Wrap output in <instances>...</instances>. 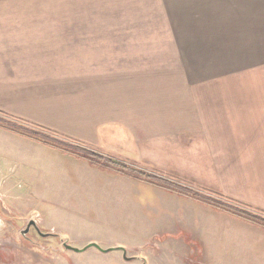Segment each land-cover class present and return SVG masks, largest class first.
Returning <instances> with one entry per match:
<instances>
[{
	"label": "crops",
	"instance_id": "1",
	"mask_svg": "<svg viewBox=\"0 0 264 264\" xmlns=\"http://www.w3.org/2000/svg\"><path fill=\"white\" fill-rule=\"evenodd\" d=\"M14 6L12 20L0 17L5 108L29 99L45 103L31 106L42 112L77 107L85 144L124 138L115 160L264 217V0H78L125 9L58 18ZM56 53L63 64L55 69ZM0 136L16 143L23 135L0 126ZM154 192L161 204L148 212L149 231L171 241L151 243V255L264 264V227Z\"/></svg>",
	"mask_w": 264,
	"mask_h": 264
},
{
	"label": "rangeland",
	"instance_id": "2",
	"mask_svg": "<svg viewBox=\"0 0 264 264\" xmlns=\"http://www.w3.org/2000/svg\"><path fill=\"white\" fill-rule=\"evenodd\" d=\"M14 5L18 9L21 6L22 13L31 10L34 15L55 18L99 11L121 16L125 9L79 7L78 0H0V17L6 15L12 20ZM55 38L61 39L59 35ZM54 64L55 69L63 64L60 54L56 53ZM30 101L26 100L16 111L11 105L5 108L7 104L0 99V118L39 132L57 146L23 136H17L16 143L0 139V264H145V254L147 264H182L177 254L148 252L151 243L166 245L171 241L164 236L160 239L158 231L157 234L155 230L149 231L155 216L148 212L150 208L159 209L161 204L154 192L158 186L104 167L103 159L94 164L78 155L83 148L106 159H114L113 156L122 159L124 151L120 147L126 144L124 138L114 141L115 136L110 143L100 140L98 144H85L77 107L64 113L42 112L31 106L45 103ZM71 101L77 102L63 100L60 105L66 107ZM136 168L147 171L141 166ZM31 221L39 232L30 229L24 233ZM90 242H96L102 249L115 243L127 248H123L124 252H101L94 247L77 252L68 248L69 245L80 249ZM167 248L175 247L167 245ZM155 249L164 251V247ZM193 260L187 257L188 264H197Z\"/></svg>",
	"mask_w": 264,
	"mask_h": 264
},
{
	"label": "trees",
	"instance_id": "3",
	"mask_svg": "<svg viewBox=\"0 0 264 264\" xmlns=\"http://www.w3.org/2000/svg\"><path fill=\"white\" fill-rule=\"evenodd\" d=\"M0 126H3L4 128H7L11 131H14L16 133H19L23 136H26L32 140L40 141L44 144L51 145V146H57L56 142L54 140L47 139L46 137H43L39 134V132L27 129L25 127H21L17 124H14L12 122H9L3 118H0ZM79 156H81L83 159H85L89 163L94 164H100L99 161H104L105 165L104 167H107L112 170H116L120 173H123L127 176H131L134 178H138L140 180H143L145 182L151 183L155 186H158L162 189L178 193L180 195L189 197L193 200L208 204L212 206L213 208L219 209L221 211H224L232 216L238 217L240 219H243L247 222H250L252 224H256L258 226L264 227V217L253 213L249 210H246L240 206L230 204L227 202H224L222 200L213 198L211 196L202 194L200 192H197L189 187L180 185L178 183L169 181L165 178H162L160 176L150 174L148 172H145L143 170H140L138 168H135L133 166H130L129 164H125L123 162H120L118 160H114L112 158H104V156L93 152V151H85L83 148L79 150L78 153Z\"/></svg>",
	"mask_w": 264,
	"mask_h": 264
},
{
	"label": "water",
	"instance_id": "4",
	"mask_svg": "<svg viewBox=\"0 0 264 264\" xmlns=\"http://www.w3.org/2000/svg\"><path fill=\"white\" fill-rule=\"evenodd\" d=\"M31 222H33V221H31ZM90 247L97 248L101 252H108L110 250H121V251H124L122 247H117V248L110 247V248H107V249H102L96 242H90L86 246H84L83 248H80V249L74 248V247L68 245L69 249H74L77 252H82V251H84V250H86L87 248H90Z\"/></svg>",
	"mask_w": 264,
	"mask_h": 264
},
{
	"label": "flooded vegetation",
	"instance_id": "5",
	"mask_svg": "<svg viewBox=\"0 0 264 264\" xmlns=\"http://www.w3.org/2000/svg\"><path fill=\"white\" fill-rule=\"evenodd\" d=\"M30 229H33V230L39 232L38 228L36 227V225H35L33 222H28V223L26 224V227H25V229H24V233H26V232L29 231Z\"/></svg>",
	"mask_w": 264,
	"mask_h": 264
}]
</instances>
